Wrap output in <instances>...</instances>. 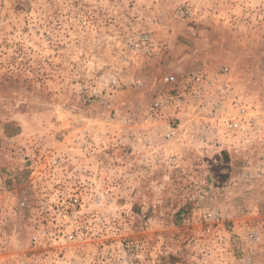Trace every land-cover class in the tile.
Segmentation results:
<instances>
[{
	"label": "rangeland",
	"instance_id": "rangeland-1",
	"mask_svg": "<svg viewBox=\"0 0 264 264\" xmlns=\"http://www.w3.org/2000/svg\"><path fill=\"white\" fill-rule=\"evenodd\" d=\"M0 264H264V0H0Z\"/></svg>",
	"mask_w": 264,
	"mask_h": 264
},
{
	"label": "built area",
	"instance_id": "built-area-1",
	"mask_svg": "<svg viewBox=\"0 0 264 264\" xmlns=\"http://www.w3.org/2000/svg\"><path fill=\"white\" fill-rule=\"evenodd\" d=\"M157 49L156 45L153 43L152 39L150 38L148 33H141L133 39V42L131 43V50L134 54L139 53L140 55H146L150 56L153 54V52ZM198 75H194L193 78H196V81H200V77H197ZM161 82L163 84H171L176 82V77L173 75H166L161 79ZM179 103V101L176 100V98H169L166 100L156 99L148 108V115L150 119L152 120H163L165 132H164V138L165 139H172L175 134L178 132L180 123L182 122V119L180 117H177L175 114H172L171 116H164L163 111L164 110H175V104ZM214 106V105H213ZM217 108H219V105H215ZM245 109L239 108L238 113L239 115L244 114ZM226 126L228 130H235L238 128L236 124L235 118H230L226 122ZM204 218H215L214 215L208 213L204 214ZM207 231H210V228H207Z\"/></svg>",
	"mask_w": 264,
	"mask_h": 264
},
{
	"label": "trees",
	"instance_id": "trees-1",
	"mask_svg": "<svg viewBox=\"0 0 264 264\" xmlns=\"http://www.w3.org/2000/svg\"><path fill=\"white\" fill-rule=\"evenodd\" d=\"M186 214H187V209L183 207L176 213V217L179 219L182 218V216H185Z\"/></svg>",
	"mask_w": 264,
	"mask_h": 264
}]
</instances>
